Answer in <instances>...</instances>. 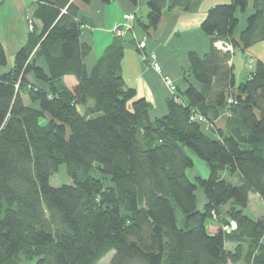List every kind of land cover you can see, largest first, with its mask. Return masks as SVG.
Returning <instances> with one entry per match:
<instances>
[{
	"label": "trees",
	"instance_id": "1",
	"mask_svg": "<svg viewBox=\"0 0 264 264\" xmlns=\"http://www.w3.org/2000/svg\"><path fill=\"white\" fill-rule=\"evenodd\" d=\"M199 1L148 0L146 23L134 22L153 30L165 13ZM67 3L36 5L40 29L33 25L0 74V264H97L111 252V264H264V217L245 214L250 194L264 206V61H249L239 83L230 64L235 51L264 42V0L208 10L201 31L232 52L211 45L201 57L189 54L184 79L198 88H176L155 120L124 83L121 40L86 68V23ZM239 15L244 28L235 36ZM194 157L206 178H188ZM60 167L70 182L52 187Z\"/></svg>",
	"mask_w": 264,
	"mask_h": 264
},
{
	"label": "crops",
	"instance_id": "2",
	"mask_svg": "<svg viewBox=\"0 0 264 264\" xmlns=\"http://www.w3.org/2000/svg\"><path fill=\"white\" fill-rule=\"evenodd\" d=\"M62 2L73 4L77 9V16L86 23L79 42L89 48V53L84 59V65L88 70L108 46L116 39L121 40L123 56L120 67L124 83L128 88L135 90L136 98L149 103V117L155 120L166 115L167 102L172 97L164 84L163 76L170 78L180 91H184L188 84L198 88L193 78L184 79V73L189 69L188 56L195 54L201 57L208 52L211 45H215L216 42H212L211 38L201 31L200 24L210 8L229 0H201L193 3L186 12L165 13L157 27L149 31L142 30L135 22L130 23V29L121 37H117L114 30L124 23L125 14H133L135 19L146 23L148 0H136L135 4L128 0H90L88 5L78 0H0V48L4 51L7 61L6 66H0V74L11 69L14 56L25 45L33 25L40 29V23L31 19V13L36 5ZM245 16L239 15L240 23L235 36L243 30ZM143 40L146 42V52L154 55L163 76L156 74L147 64L141 62L136 46ZM261 58H247L246 74L239 82L248 74V60L264 61ZM37 63L44 68L42 60H38ZM230 64L234 68V55ZM27 79L33 83L31 75ZM64 83L70 89L75 85V80L65 77ZM225 116V111H220V118L215 122L216 128L223 126Z\"/></svg>",
	"mask_w": 264,
	"mask_h": 264
},
{
	"label": "rangeland",
	"instance_id": "3",
	"mask_svg": "<svg viewBox=\"0 0 264 264\" xmlns=\"http://www.w3.org/2000/svg\"><path fill=\"white\" fill-rule=\"evenodd\" d=\"M250 57L251 58L262 57L261 59L264 60V42H259L255 45L247 48L244 53H241L240 51H235V53H234L235 66H234L233 70H234L236 82H239V80L245 76V74H246V60H247V58H250ZM248 61H250V63L252 62V60H250V59ZM249 65L250 64L248 62L247 63V69L251 70V68L249 69ZM24 99L26 100V98H24ZM202 126H203L204 130L207 127L205 124ZM193 164H194L193 168L186 171V174L191 181H193L194 178L197 176L201 177V178H206L208 176L209 170L203 161L194 157ZM69 182L70 181H69V178L66 174L64 167H60L58 172L56 173V175H54L52 178H50V185L52 187H57L58 185L67 184ZM203 203H204V198H203L202 194L198 191L197 192V205L200 209L202 208ZM225 213H226V207L222 209V217L225 215ZM245 214L252 219L264 217V206H263V204H262V202L258 196L250 194L249 203H248L247 209L245 210ZM177 215H178L177 216L178 220L181 221L182 215L179 211H178ZM206 224H207V227L210 231H213L216 228L215 223H212L211 221H207ZM224 230L226 232L229 231L226 228ZM226 248L232 249V245L226 244ZM112 259H113V253L111 252L108 255H106L103 259H101L97 264H111Z\"/></svg>",
	"mask_w": 264,
	"mask_h": 264
},
{
	"label": "built area",
	"instance_id": "4",
	"mask_svg": "<svg viewBox=\"0 0 264 264\" xmlns=\"http://www.w3.org/2000/svg\"><path fill=\"white\" fill-rule=\"evenodd\" d=\"M66 8L67 7H65L64 9L61 10L62 14L66 12ZM134 20H135V16L133 14H125L123 16V22L124 23L115 28L114 34L117 37L123 36V33L130 29V27H131L130 23H133ZM214 47H216L218 50H220L222 52H232L231 46L222 42V41L216 42ZM136 49L138 51V55H139L141 62L147 64L151 69H153V71L156 74L163 76L162 69H161L160 65L157 63L154 55L146 52V42L144 40L137 43ZM163 81H164L165 86L170 91V93L173 94L175 89H176L174 82L170 78L165 77V76H163ZM191 120L196 121L201 125L205 124L207 126V122L201 116L191 117Z\"/></svg>",
	"mask_w": 264,
	"mask_h": 264
}]
</instances>
